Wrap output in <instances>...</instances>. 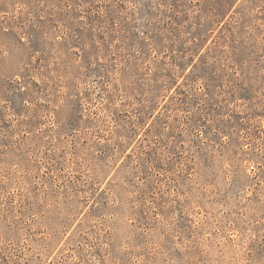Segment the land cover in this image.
Here are the masks:
<instances>
[{
  "label": "rangeland",
  "instance_id": "1",
  "mask_svg": "<svg viewBox=\"0 0 264 264\" xmlns=\"http://www.w3.org/2000/svg\"><path fill=\"white\" fill-rule=\"evenodd\" d=\"M0 264H264V0H0Z\"/></svg>",
  "mask_w": 264,
  "mask_h": 264
}]
</instances>
